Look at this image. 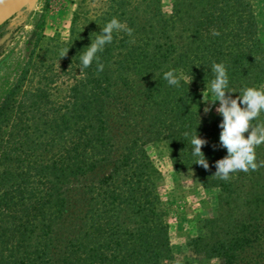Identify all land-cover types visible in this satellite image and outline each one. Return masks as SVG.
<instances>
[{"label": "trees", "instance_id": "trees-1", "mask_svg": "<svg viewBox=\"0 0 264 264\" xmlns=\"http://www.w3.org/2000/svg\"><path fill=\"white\" fill-rule=\"evenodd\" d=\"M113 17L133 36L114 32L99 53L103 72L94 62L81 73L79 54ZM213 62L226 65L233 98L264 90L253 0H173L169 13L163 0H80L67 38L39 31L0 89V264H172L152 142L167 146L175 170L219 189L192 250L208 262L264 264V166L213 176L227 155L223 117L201 110ZM170 69L179 88L163 78ZM251 123H264V110ZM195 130L208 141V170L184 136ZM255 151L261 165L264 144Z\"/></svg>", "mask_w": 264, "mask_h": 264}, {"label": "rangeland", "instance_id": "rangeland-1", "mask_svg": "<svg viewBox=\"0 0 264 264\" xmlns=\"http://www.w3.org/2000/svg\"><path fill=\"white\" fill-rule=\"evenodd\" d=\"M80 0H39L35 8L25 16L24 7L6 10L0 22V89L2 84L17 76L21 60L28 53L36 34L41 31L47 38L70 34L74 12ZM173 0H163V7L170 12ZM259 21L260 35L264 41V0H253ZM209 99L211 90H207ZM202 100V116L213 119L219 102L205 114ZM147 149L160 168V191L168 208L171 243L175 253L172 264H220L219 259L209 262L192 250L190 241L203 233V222L217 204L218 188L203 187L194 172H178L173 167L167 146L162 142L149 143Z\"/></svg>", "mask_w": 264, "mask_h": 264}, {"label": "clouds", "instance_id": "clouds-1", "mask_svg": "<svg viewBox=\"0 0 264 264\" xmlns=\"http://www.w3.org/2000/svg\"><path fill=\"white\" fill-rule=\"evenodd\" d=\"M120 31H124L129 37H132L134 33L133 28L113 17L101 28L99 33L91 34L90 45L85 47L79 54L81 73L94 62L96 64V75L99 76L103 72L105 66L99 53L104 51L106 45L112 43L113 33ZM93 34H95V39H92ZM214 35H219V33H214ZM134 42V39L130 41V43ZM68 52L69 47L62 48L59 51L60 59L66 57ZM211 70L214 75V79L211 81V96L214 98L209 99L206 85V89L202 91V100L206 105L203 111L208 114L212 110L211 106L219 102V107L215 109L223 117L219 124L221 129L219 147L226 149L227 155L215 162L216 172L213 176L227 182L230 180V174L232 173L237 171L248 173L249 170L256 171L258 167L264 166V162L261 165L256 163L255 151L256 146L264 144V123L256 125L251 123L264 110V90L256 87H246L242 90V94L233 98L231 95L233 92L229 88L226 65L222 62H213ZM163 78L169 86L177 88L181 86L182 76L177 74L176 69L165 71ZM245 133H248L247 138H245ZM189 135H191V153L196 158L195 164L208 170L209 162L202 152V148L208 144L207 139L201 138L196 130L193 133L187 131L184 133L186 138Z\"/></svg>", "mask_w": 264, "mask_h": 264}, {"label": "water", "instance_id": "water-1", "mask_svg": "<svg viewBox=\"0 0 264 264\" xmlns=\"http://www.w3.org/2000/svg\"><path fill=\"white\" fill-rule=\"evenodd\" d=\"M39 0H0V10H15L24 7L25 16H27L37 5Z\"/></svg>", "mask_w": 264, "mask_h": 264}, {"label": "bare ground", "instance_id": "bare-ground-1", "mask_svg": "<svg viewBox=\"0 0 264 264\" xmlns=\"http://www.w3.org/2000/svg\"><path fill=\"white\" fill-rule=\"evenodd\" d=\"M6 10L8 9L0 10V22L5 19V16L7 14Z\"/></svg>", "mask_w": 264, "mask_h": 264}]
</instances>
